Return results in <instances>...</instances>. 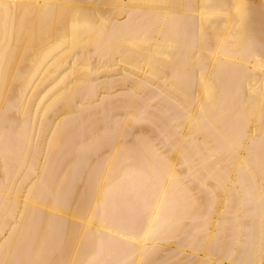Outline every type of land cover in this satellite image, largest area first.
I'll return each instance as SVG.
<instances>
[{"label":"bare ground","instance_id":"1","mask_svg":"<svg viewBox=\"0 0 264 264\" xmlns=\"http://www.w3.org/2000/svg\"><path fill=\"white\" fill-rule=\"evenodd\" d=\"M255 1L0 0V264H264Z\"/></svg>","mask_w":264,"mask_h":264},{"label":"rangeland","instance_id":"2","mask_svg":"<svg viewBox=\"0 0 264 264\" xmlns=\"http://www.w3.org/2000/svg\"><path fill=\"white\" fill-rule=\"evenodd\" d=\"M253 1H255V0H253ZM256 2V1H255ZM257 2H258V0H257Z\"/></svg>","mask_w":264,"mask_h":264}]
</instances>
